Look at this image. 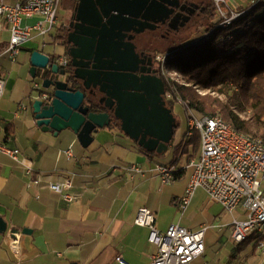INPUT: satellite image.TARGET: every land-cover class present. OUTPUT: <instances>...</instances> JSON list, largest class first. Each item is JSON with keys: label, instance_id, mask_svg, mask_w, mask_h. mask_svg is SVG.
I'll list each match as a JSON object with an SVG mask.
<instances>
[{"label": "crops", "instance_id": "1", "mask_svg": "<svg viewBox=\"0 0 264 264\" xmlns=\"http://www.w3.org/2000/svg\"><path fill=\"white\" fill-rule=\"evenodd\" d=\"M9 4L26 0H5ZM77 0H62L64 16ZM65 17L60 18L47 37H35L25 43L15 62L0 59V78L5 90L0 101V139L20 150L22 163L8 156L0 162V218L7 225L0 231V264H152L156 245L149 241L150 230L135 224L140 209H149L156 226L167 231L180 224L192 231L206 228L204 256L192 264H228V257L217 252L207 259V248L226 234L232 238V227L212 216L209 197L198 189L186 210L179 207L185 195L192 170L189 161L199 155L200 145L181 137L176 131L164 154L150 153L125 135L105 129L84 148L71 132L55 136L43 132L34 120L31 56L34 51L51 54L60 43ZM35 16L23 20V26L39 21ZM11 40L10 24L0 17V52ZM62 56H67L59 48ZM54 52V51H53ZM28 109L21 111V105ZM72 149L74 157L66 155ZM158 164H176L180 171L171 184H162L156 176ZM24 165L33 168L27 175ZM139 166L142 173L132 174ZM73 180L71 193L79 198L67 202L49 187L51 183ZM207 206V207H206ZM226 228V230H224ZM29 233H24V230ZM18 230L16 249L7 242V234ZM233 239V238H232ZM253 263V260L252 262Z\"/></svg>", "mask_w": 264, "mask_h": 264}, {"label": "water", "instance_id": "2", "mask_svg": "<svg viewBox=\"0 0 264 264\" xmlns=\"http://www.w3.org/2000/svg\"><path fill=\"white\" fill-rule=\"evenodd\" d=\"M176 8L172 0H77L56 45L70 58L71 72L54 63L60 56L40 51L31 56L30 74L35 79L42 70V86L49 93L45 100L38 93L34 97L38 128L55 136L71 132L89 148L95 135L119 121L121 133L139 147L166 153L177 119L172 109L160 106L153 97L155 83L141 70L133 40L166 24ZM6 230L0 218V231Z\"/></svg>", "mask_w": 264, "mask_h": 264}, {"label": "built area", "instance_id": "3", "mask_svg": "<svg viewBox=\"0 0 264 264\" xmlns=\"http://www.w3.org/2000/svg\"><path fill=\"white\" fill-rule=\"evenodd\" d=\"M62 0H26L23 3L9 4L0 0V17L4 18L11 27V40L8 47L0 52L1 58H8L15 62L20 55L23 45L35 37H47L57 25V11ZM250 8H233L228 0H213L217 12V19L210 31H206L196 40V44L212 41L221 29H229L234 23L245 18ZM39 17V21L32 26H23V20ZM233 36H229L231 40ZM172 53L158 57L163 73L167 70L166 62ZM62 69L70 64L68 56L54 59ZM5 90V81L0 78V101ZM34 91L41 99H47L49 93L43 89L42 83H35ZM173 101V95L168 94ZM178 102L184 104L182 99ZM27 105H21V111L27 110ZM198 134L200 137L199 155L191 159L187 169H191V177L185 195L179 202L182 211L186 210L198 189H203L209 199L219 203L226 211L234 215L240 210L238 217L232 223V238L238 245L247 242L252 235L260 236L258 248L264 252V142L260 138L246 136L225 122L220 116H201L191 110L188 114V132L186 140L191 141ZM8 156L16 162L22 163L20 150L12 148L0 139V162L3 156ZM66 155L74 157L70 148ZM27 175H31L33 168L24 165ZM132 174L142 173L137 165L130 167ZM180 169L176 164H158L155 168L156 176L162 184L168 185L175 181ZM51 190L62 195L67 202H75L78 196L70 191L73 180L64 183H51ZM135 224L150 230L149 241L156 245L157 254L152 264H192L204 256L206 228L192 231L180 224H172L167 231H161L156 226L154 214L147 208L139 210ZM21 233L10 231L7 242L16 249L20 243ZM119 261L125 264L122 256Z\"/></svg>", "mask_w": 264, "mask_h": 264}, {"label": "trees", "instance_id": "4", "mask_svg": "<svg viewBox=\"0 0 264 264\" xmlns=\"http://www.w3.org/2000/svg\"><path fill=\"white\" fill-rule=\"evenodd\" d=\"M214 11V6L207 7V15L215 22ZM229 36L233 38L228 40ZM167 52L172 55L166 68L178 72L184 80L183 84L167 77L173 104L182 99L199 115L220 116L239 133L264 142V0L231 28L221 29L212 41L196 44L195 40L173 52L168 45L163 49ZM199 89L216 96H202ZM178 128L179 124L176 131ZM192 141L198 149L199 135ZM253 238L260 236L254 234L249 240Z\"/></svg>", "mask_w": 264, "mask_h": 264}, {"label": "rangeland", "instance_id": "5", "mask_svg": "<svg viewBox=\"0 0 264 264\" xmlns=\"http://www.w3.org/2000/svg\"><path fill=\"white\" fill-rule=\"evenodd\" d=\"M204 3L206 6H214L213 0H200ZM230 5L233 8H245L253 5L256 0H228ZM65 9L61 5L58 7L57 11V17L58 20L60 18H64ZM215 15L217 16V12H215ZM214 23V18H212L210 15H207L198 26L191 28L190 30L183 32L177 36H175L169 43H161L158 45L159 47V54L158 57L165 55L163 53V49H165L166 46L170 45L171 51H177L182 47L191 45L195 40H197L206 30V28ZM153 33H146L145 36H150ZM54 52L52 51V55L62 56V53L59 51V48L55 46ZM173 59H169V61H172ZM161 65V64H160ZM164 75L171 80L178 81L180 83H183L184 80L182 76L175 72L174 70L167 69L164 72ZM43 81V71H39V75L37 78L32 79V87H33V93L35 96H37V92L34 91V85L35 83H42ZM184 84V83H183ZM199 94L204 95H213L216 96L214 93H211L206 90L199 89ZM191 109L188 108L187 104H181L178 101L173 104V112L177 119V122L179 124V135L182 137L184 135V139L188 132V114H190ZM198 114V113H197ZM199 115V114H198ZM208 209L211 211L212 216H214L217 220H221L223 224H226L227 226L231 224L234 220V217H238L240 210L237 211L234 215L230 214L228 211H226L219 203L212 201L209 199V202L207 204ZM206 206V207H207ZM226 230V228L224 229ZM228 231V232H227ZM232 231V227L228 228L226 230L227 233H230ZM264 238V237H263ZM260 239V238H258ZM258 239H251L245 242L244 244L238 245L234 242V240L229 236V234H226L223 237V240H215L213 242V245L211 248H207V259H211L213 256L217 254V252H221L222 256H230L231 253L234 251V258H227L229 263L228 264H264V252L258 248ZM253 260V263H251Z\"/></svg>", "mask_w": 264, "mask_h": 264}, {"label": "flooded vegetation", "instance_id": "6", "mask_svg": "<svg viewBox=\"0 0 264 264\" xmlns=\"http://www.w3.org/2000/svg\"><path fill=\"white\" fill-rule=\"evenodd\" d=\"M172 2L178 4V8L174 10L166 24H160L159 27L154 31L147 30L142 34L135 35L133 43L137 47V60L143 64L140 66L141 70L155 83L154 86H151V93L153 97L160 106L173 110L172 100L168 98V78L161 71V65L157 59L160 52L158 45L161 43H169V41H171L175 36L198 26L199 23L207 16L208 6L204 5V3L200 0H172ZM193 9L195 10L194 13H192ZM190 14H192L190 19L185 23L184 26H182V23ZM176 15L177 18L171 23L172 19ZM170 24L175 26V28L172 29L169 26ZM146 33L153 34L150 36H145ZM67 70L68 72H71L72 70L71 61ZM119 126L120 122L116 121L110 130L121 133Z\"/></svg>", "mask_w": 264, "mask_h": 264}]
</instances>
